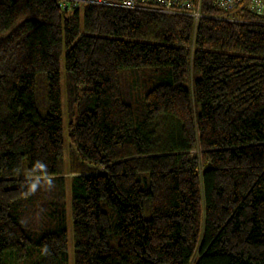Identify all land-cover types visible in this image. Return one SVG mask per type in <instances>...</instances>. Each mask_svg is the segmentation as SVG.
<instances>
[{"label":"trees","instance_id":"1","mask_svg":"<svg viewBox=\"0 0 264 264\" xmlns=\"http://www.w3.org/2000/svg\"><path fill=\"white\" fill-rule=\"evenodd\" d=\"M65 4L0 0V264H70L69 187L75 264H264V19Z\"/></svg>","mask_w":264,"mask_h":264},{"label":"built area","instance_id":"2","mask_svg":"<svg viewBox=\"0 0 264 264\" xmlns=\"http://www.w3.org/2000/svg\"><path fill=\"white\" fill-rule=\"evenodd\" d=\"M74 3L111 5L131 10L159 12L167 15L185 14L196 23L203 17V0H63ZM213 5L221 11L220 20L246 22L242 13H250L264 19V0H213ZM194 264V263H193Z\"/></svg>","mask_w":264,"mask_h":264},{"label":"rangeland","instance_id":"3","mask_svg":"<svg viewBox=\"0 0 264 264\" xmlns=\"http://www.w3.org/2000/svg\"><path fill=\"white\" fill-rule=\"evenodd\" d=\"M62 2L65 4V1L62 0ZM203 4V3H202ZM66 5V4H65ZM62 69L63 72H65V61L64 59L62 60ZM65 80V78H64ZM66 90V81L65 84H63V98H64V103H65V119L66 123L68 122V115H67V105H66V100H67V95L65 93ZM68 133H66V152H65V167H66V172L70 171L72 169V159L75 157V149L74 146L72 145L71 141L68 138ZM68 177H73V174H66ZM68 232H69V260L70 264H75V243H74V227H73V218H72V207H71V192H70V187H69V196H68Z\"/></svg>","mask_w":264,"mask_h":264}]
</instances>
